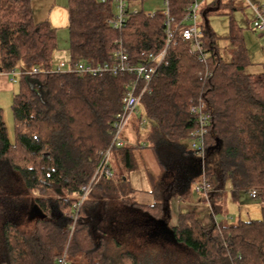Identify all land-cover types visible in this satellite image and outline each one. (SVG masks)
Wrapping results in <instances>:
<instances>
[{"label": "trees", "instance_id": "obj_1", "mask_svg": "<svg viewBox=\"0 0 264 264\" xmlns=\"http://www.w3.org/2000/svg\"><path fill=\"white\" fill-rule=\"evenodd\" d=\"M33 1L0 0V71L9 73L22 65L31 72L20 78L11 106L14 142L0 109V161L35 196L46 218L34 221L28 233L7 221L0 264H57L66 251L67 264H111L114 258L118 264H144L145 248L153 244L143 241L154 233L160 240L162 234H170L169 245L198 256L201 264H264V206L260 220L205 224L195 213L184 211L177 225H170L169 198L204 180L214 185V195L230 184L235 195L254 190L264 201V69L258 74L250 71L253 63L242 28L232 24L226 37L210 29L207 16L222 7V0L199 12L206 59L200 60L177 36L133 122L135 133L145 140L142 148L146 144L156 149L167 168L165 200L152 206L126 201L134 163L133 147L125 145L112 152V175L99 176L78 210L76 195L94 177L100 152L111 142L112 122L122 108L130 76L80 78L53 72L57 29L48 21L35 22ZM192 3L170 0L177 23ZM67 9L72 65L110 61L121 47L138 64L145 54L164 48L161 12L152 18L143 12L130 14L117 30L108 24L114 14L111 1L68 0ZM34 69L40 72L33 74ZM193 98H202L212 116L204 155L188 147L195 129L189 103ZM143 119L146 123L141 125ZM119 161L128 174L119 172ZM112 236H121L115 250L108 242Z\"/></svg>", "mask_w": 264, "mask_h": 264}, {"label": "rangeland", "instance_id": "obj_2", "mask_svg": "<svg viewBox=\"0 0 264 264\" xmlns=\"http://www.w3.org/2000/svg\"><path fill=\"white\" fill-rule=\"evenodd\" d=\"M213 1L214 0H207L204 5H209ZM222 2V7L216 10L213 9L212 12L207 16V22L210 26V29L217 36L226 37L231 33L232 24L242 28L246 45L249 47V36H252L254 40H257V42L261 46L258 50V55L264 57V50H262V46H264V38H259L260 35L255 33L252 30L251 26L255 18L253 11L249 9L242 0H222ZM163 7V0H145L137 1L131 4L132 10L140 11L143 13L157 12L159 10H162ZM32 8L34 12V20L36 23L48 21L49 23H52L51 26L53 28L57 29L58 46L53 58L52 69L57 70L62 63H65L67 65L66 70H69L72 64L69 54L67 9L68 0H34L32 3ZM198 22L200 25L203 24L204 20L202 15L199 16ZM256 56L257 54L254 55V52H251V60L254 64L259 63ZM260 62L264 65V59H262V61ZM17 70L20 72L26 71L25 67H23L22 65H20ZM141 113L142 111L140 110L139 115H141ZM3 118L7 126L9 138L11 142H14L15 124L11 111H3ZM137 119L138 117L136 115L133 122H135ZM123 137L127 138L129 141V146L133 147V175L135 176V183L133 184V186H136V188L144 187V176L147 173L151 174L154 180H157V177L160 174L159 167H162V172L167 169L161 163V158H159L157 150L151 147L142 148L141 145L143 142H145L144 138L138 136L130 128L124 131ZM162 159L163 161L165 160V158L163 157ZM2 161L3 160H1L0 162V195L5 196L6 200L0 197V223L3 218L10 222L14 220V217L12 216L14 213H12L9 209L10 206L14 204L11 199H13L12 196L14 195H16V198L19 199L20 195L22 198V210H19V212L21 213L17 215L18 217L20 216V229L24 233H28L30 231L32 232L35 222L29 221L24 218V210L27 208L26 204L30 203L29 198L31 195L29 194L28 190L25 188L19 177L16 174L12 173L7 164ZM113 162L114 161L112 160V163ZM116 166H118L117 169L119 170V172L128 174L120 161L116 162ZM165 176L166 175L162 173L160 175L159 181L164 183V178L167 177ZM156 192L157 191H155V193ZM155 195L158 196L157 194ZM194 195L195 197H197L195 193ZM76 196L79 197V195ZM223 199L226 204L228 201L227 211L228 214H230L229 221L232 224L237 223L240 220L249 221L260 220L262 218L261 209L264 206V201L258 198L252 199L250 196V192L241 191L235 196L229 194L226 195V197ZM156 200L158 201L157 197L154 199V201ZM158 236L159 235L154 233L152 236H147L146 238H144V245H148L149 243H151L153 244V246L145 248L146 251L142 263L161 264L162 262H167L168 264H201L200 262L202 261L198 260V256L192 257L190 253L184 254L180 250H176L171 245H169L170 234H167V236L165 237L162 234V240H160ZM120 240L121 236H118L116 239L113 237L112 240H108V242H110L111 248L115 250V244ZM1 246L2 244L0 242V254H2ZM1 257L2 256H0V259ZM111 264H118L117 259H112Z\"/></svg>", "mask_w": 264, "mask_h": 264}, {"label": "built area", "instance_id": "obj_3", "mask_svg": "<svg viewBox=\"0 0 264 264\" xmlns=\"http://www.w3.org/2000/svg\"><path fill=\"white\" fill-rule=\"evenodd\" d=\"M101 3L111 1L114 5V14L108 21V24L113 29H122L130 14H137L140 11L132 10L131 4L137 2L136 0H100ZM207 0H193L192 5L188 8L186 15L177 23L176 19L172 16L170 11V0H163L164 7L161 12L164 15V27L166 40L162 51L157 54L149 53L144 55L143 62L135 63L127 51L121 47L114 52L110 61L103 63L94 62H80L76 65H71L69 70H66L67 65L62 63L56 73H70L77 77L83 78L103 77L105 75L124 76L128 75L129 81L125 85V96L122 102V108L118 112L112 122V129L110 132L111 142L105 151H101L102 159L97 168V171L92 180L81 189L79 195V203L77 210L90 196L94 185L96 184L99 176L106 175L110 177L111 170L109 169V161L114 149L122 148L126 145L123 138V133L128 126L132 123L134 117L140 114L141 103L145 95L150 94L152 91L151 84L157 75L158 68L166 63L168 51L172 45L175 44L177 36L183 41L190 44L192 53L199 56L200 60H205L207 54L204 52V47L201 42V31L199 28V12ZM246 6L254 13V20L251 24L252 30L264 38V0H242ZM157 12L144 13L147 17H154ZM40 70L34 69L33 74L39 73ZM11 77L13 84H18L23 75H29V71L13 70L9 73H2ZM190 113L193 116L195 129L191 134L190 147L193 151L204 155L206 152L205 137L208 132L212 116L208 112L205 101L202 98L190 99ZM146 120L143 119L141 125H144ZM146 147V144H143ZM230 186V184H229ZM231 187V186H230ZM215 189L208 181L204 180L196 187L197 191L209 192ZM250 196L252 199H257L256 191H251ZM77 216L74 217V223ZM73 231V228H72ZM57 264H67V251L62 257L57 258Z\"/></svg>", "mask_w": 264, "mask_h": 264}, {"label": "crops", "instance_id": "obj_4", "mask_svg": "<svg viewBox=\"0 0 264 264\" xmlns=\"http://www.w3.org/2000/svg\"><path fill=\"white\" fill-rule=\"evenodd\" d=\"M50 24L52 25L51 22ZM259 38H263V37L260 36ZM260 47L261 46L259 45L257 40H254L252 36H249V47L247 46V48L250 52V55H251V52H254V55L257 54L256 58L259 62L257 64L253 63V65L250 67V71L254 74L261 73L264 69L263 63L261 64L260 62L262 61V59H264V57H261L258 55V50L260 49ZM262 50H264V46H262ZM11 80H12L11 77L7 76L6 74L0 75V109L5 112L9 110V112L11 111L12 113L11 106L13 103V99L18 91V84H13ZM128 128L132 129V131L135 132L133 121L130 124V126H128L126 129ZM124 139L126 141V145L129 146L128 139L127 138H124ZM189 145H190V142L188 143V147ZM159 173L160 174L157 177V180H154L152 175L147 173L144 176L145 186L141 188L139 187L136 188V186H133V184L135 183V176L133 175L134 168H133V170L128 175V181H129V186L131 188V193H129V197L127 198L128 200L126 201L128 202L131 201L133 203H136L142 206H152L156 203L163 202L165 198L167 197V195L163 190L164 184L161 181H159L160 175L163 173L161 166L159 167ZM198 184L199 183L191 185L189 189L187 190V192H185L182 195H175L169 198L168 202H169V209L171 213L170 225L172 227L176 226L178 223L179 213L184 212V211L195 213L197 217L205 224H211L214 220H216L217 223L231 224L229 221L230 214H228V211H227L228 201H227V204L223 201L224 200L223 198H225L226 195L230 194L232 196H235V194L231 192L229 184H227V190L225 192H221V195L219 196L214 195L212 193L214 190L209 191V192L197 191L195 187ZM156 188L160 189L161 191H157ZM155 191L157 192L155 193ZM194 193L196 194L197 197H195ZM155 194H157L158 196H156ZM154 196L157 197L158 201L157 200L154 201V199L156 198ZM0 197L6 200L5 196L0 195ZM12 198L13 199L11 200L14 203L10 206V209L14 211L13 212L14 220L12 222H14V224L17 225L18 227H21L20 221H19L20 216L19 217L17 216L20 214V212L19 211L17 212L16 209L18 208L19 210L20 209L22 210V198L20 195H19V199L16 198V195L12 196ZM34 199H35V196L34 195L31 196L29 200L30 203L26 204L27 208L24 210L25 217L27 216V213L30 211V209L35 205ZM54 216L57 218H60V214L58 212H55ZM6 222L7 220L3 218L0 223V242L2 244L1 246L2 250L5 248L4 246L5 244L4 226Z\"/></svg>", "mask_w": 264, "mask_h": 264}, {"label": "water", "instance_id": "obj_5", "mask_svg": "<svg viewBox=\"0 0 264 264\" xmlns=\"http://www.w3.org/2000/svg\"><path fill=\"white\" fill-rule=\"evenodd\" d=\"M27 216L29 221L44 220L46 218V215L38 205H34L27 213Z\"/></svg>", "mask_w": 264, "mask_h": 264}]
</instances>
